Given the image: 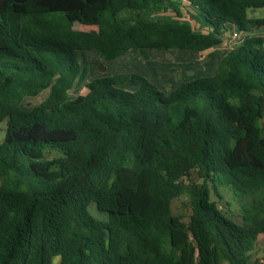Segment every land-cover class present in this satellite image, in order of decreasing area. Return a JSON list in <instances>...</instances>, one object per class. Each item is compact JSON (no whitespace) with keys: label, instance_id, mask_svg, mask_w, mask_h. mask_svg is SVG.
Here are the masks:
<instances>
[{"label":"trees","instance_id":"trees-1","mask_svg":"<svg viewBox=\"0 0 264 264\" xmlns=\"http://www.w3.org/2000/svg\"><path fill=\"white\" fill-rule=\"evenodd\" d=\"M259 7L264 0H0V264H255L264 37L241 38L218 72L168 93L136 72L86 80L84 51H204L229 25L240 35L264 26L247 15ZM85 15L96 28H74ZM79 84L85 93L70 96ZM223 188L240 220L218 202ZM181 195L186 219L171 207Z\"/></svg>","mask_w":264,"mask_h":264},{"label":"rangeland","instance_id":"rangeland-1","mask_svg":"<svg viewBox=\"0 0 264 264\" xmlns=\"http://www.w3.org/2000/svg\"><path fill=\"white\" fill-rule=\"evenodd\" d=\"M249 17L261 18L264 17V7L248 9ZM76 29H94L96 26L89 21V15H85L80 22H75ZM231 27L223 35V40L218 46L206 49L205 51L180 50L172 49L165 50L158 47L152 48H131L123 55L114 59L102 58L96 50L84 51L86 57L87 75L86 80H90L99 76L113 75L116 73L136 72L144 76L149 82L155 85L159 90L168 93L172 88L178 86L184 81H188L197 77L211 76L219 71V59L222 54H225L226 48L231 47L245 36H261L264 37V26H254L252 31L241 33L238 38L233 37ZM256 31V33L254 32ZM240 34V32L238 31ZM259 33H262L260 35ZM237 37V36H236ZM226 47V48H225ZM81 59V52H79ZM135 87L127 83L125 87ZM86 88L83 84L74 86L70 90V96L85 93ZM49 90L45 89L36 96H29L23 100L24 108H31L46 97ZM261 125L264 128V116L261 118ZM7 126V119L0 121V141L3 139ZM223 194L222 199L212 194L211 198L217 199L218 202L227 211L232 212L236 220H240L238 216V205L232 198V194L227 189H221ZM229 203V205H227ZM172 211L181 214L184 219L187 218L190 209L188 199L185 195H181L172 200ZM91 213L99 218L94 204L90 206ZM264 237H258L257 246L253 250L252 259H257L255 264H264ZM54 264H58L55 260Z\"/></svg>","mask_w":264,"mask_h":264},{"label":"crops","instance_id":"crops-1","mask_svg":"<svg viewBox=\"0 0 264 264\" xmlns=\"http://www.w3.org/2000/svg\"><path fill=\"white\" fill-rule=\"evenodd\" d=\"M228 27H231V30L237 31V29H236L235 26L229 25ZM228 27H227V28H228ZM251 31H252V30H251ZM254 32L256 33V31H254ZM243 34H245V33H243ZM259 34L263 36L262 33H259ZM225 48H226V47H225ZM230 48H231V47L226 48L225 52H227ZM204 51H205V50H204ZM222 55H224V54H222Z\"/></svg>","mask_w":264,"mask_h":264},{"label":"built area","instance_id":"built-area-1","mask_svg":"<svg viewBox=\"0 0 264 264\" xmlns=\"http://www.w3.org/2000/svg\"><path fill=\"white\" fill-rule=\"evenodd\" d=\"M233 37L238 38L240 36V34L238 33V31H233L232 33ZM237 36V37H236Z\"/></svg>","mask_w":264,"mask_h":264}]
</instances>
